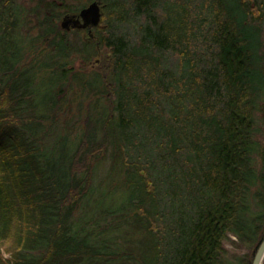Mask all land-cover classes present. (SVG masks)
<instances>
[{
  "label": "trees",
  "instance_id": "1",
  "mask_svg": "<svg viewBox=\"0 0 264 264\" xmlns=\"http://www.w3.org/2000/svg\"><path fill=\"white\" fill-rule=\"evenodd\" d=\"M101 1L78 46L59 20L79 8L0 0V264H221L231 235L251 264L264 0Z\"/></svg>",
  "mask_w": 264,
  "mask_h": 264
},
{
  "label": "rangeland",
  "instance_id": "2",
  "mask_svg": "<svg viewBox=\"0 0 264 264\" xmlns=\"http://www.w3.org/2000/svg\"><path fill=\"white\" fill-rule=\"evenodd\" d=\"M64 3L66 5H69L70 7H73V8H79V10H81L82 8H85L87 7L91 1L90 0H64ZM65 10L63 9V12ZM64 15L61 16L60 20H59V25L61 24L62 22V18H63ZM36 23V22H34ZM32 25V24H31ZM62 29V28H61ZM63 30V29H62ZM37 29L32 31V34H36L37 33ZM64 31V30H63ZM96 31V30H95ZM75 30H71L70 32H68L70 34V41L72 43H75L77 44L78 46L81 45V43L85 40V36L87 35L86 32H83V31H80L78 34L74 33ZM95 35H96V32H94ZM129 33V32H128ZM103 55L100 54V57L97 56L95 57L91 63H89L88 65H85V63L82 61V58H76L73 62V64L75 65L76 69L78 70H86L87 74L90 73L92 70H96L98 68V63L100 64V60L99 58H102ZM97 63V64H96ZM100 68V67H99ZM92 98L88 99L86 101V103H91ZM76 106V105H75ZM264 109V108H263ZM77 112V109L74 110V113ZM257 139L262 143V145L264 146V110L263 111H260L258 113V123H257ZM260 161L261 159L256 157V162L260 165ZM108 164H109V161H106L105 164L101 167L99 173H98V176L97 178L95 179V182L94 184H101V186H103V189L105 191H112L114 189H119L118 188V179L117 181H114L117 176H114L115 178L113 177H109L107 175V171H108ZM106 173V174H105ZM122 180V179H121ZM122 190V189H120ZM119 194H120V191L117 193H115V196L113 197H107V201H109L110 204H117L119 201H117V199L119 198ZM97 198L94 196L92 197L91 199V203L93 204L94 201L96 200ZM82 214V211L80 212V210L77 212L76 214V217H80ZM76 218V219H77ZM237 238L235 236H230V239L228 241L225 242V246H226V253H225V257H223L222 259V263L221 264H232L229 260H231L232 262L233 261H237V259H244L245 257L248 258L247 255H252L253 252L252 251H249V249L245 248V247H241L239 244H234V241H236Z\"/></svg>",
  "mask_w": 264,
  "mask_h": 264
},
{
  "label": "water",
  "instance_id": "3",
  "mask_svg": "<svg viewBox=\"0 0 264 264\" xmlns=\"http://www.w3.org/2000/svg\"><path fill=\"white\" fill-rule=\"evenodd\" d=\"M104 5L101 0H95L78 13H67L63 16L61 28L70 32L71 30H88L85 40L95 41L94 29L98 28L103 20ZM251 264H264V240L260 244Z\"/></svg>",
  "mask_w": 264,
  "mask_h": 264
},
{
  "label": "flooded vegetation",
  "instance_id": "4",
  "mask_svg": "<svg viewBox=\"0 0 264 264\" xmlns=\"http://www.w3.org/2000/svg\"><path fill=\"white\" fill-rule=\"evenodd\" d=\"M94 2V1H93ZM92 3V2H91ZM74 31V30H73ZM80 31H83V32H88V30H80ZM94 32H95V29H94Z\"/></svg>",
  "mask_w": 264,
  "mask_h": 264
}]
</instances>
